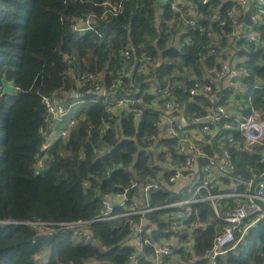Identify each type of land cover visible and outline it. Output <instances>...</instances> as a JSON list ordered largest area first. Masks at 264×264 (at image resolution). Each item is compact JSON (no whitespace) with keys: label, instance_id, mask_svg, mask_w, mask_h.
Listing matches in <instances>:
<instances>
[{"label":"trees","instance_id":"obj_1","mask_svg":"<svg viewBox=\"0 0 264 264\" xmlns=\"http://www.w3.org/2000/svg\"><path fill=\"white\" fill-rule=\"evenodd\" d=\"M107 3H122L121 11L103 17ZM243 9L235 0H0V264H129L133 255L137 264H154L155 248L170 245L172 237L180 246L158 255L159 264L206 262L203 253L225 223L209 200L188 204L190 216L174 226L185 207L162 206L182 198L163 184L140 203L139 189L185 165L188 154L180 147L188 131H195L192 140L201 150L194 156L198 167L228 151L235 175L264 180L262 152L244 147L234 115L216 120L212 136L199 135L204 124L191 122L217 105L264 115L263 43L241 44L240 89L206 80L229 58L223 53ZM88 16L92 28L76 31L74 23ZM259 33L263 40L264 30ZM141 62L147 70L138 72ZM89 74L98 77L86 80ZM2 78L16 87L14 93H1ZM95 83L104 87L103 96L93 95ZM195 83L210 84L216 99L190 94ZM154 87L179 103L172 115L188 122L181 134L165 135L157 125L164 96ZM49 96L63 103L74 123L47 146L52 121H46L42 97ZM113 98L131 101L117 106L109 103ZM78 100L80 107L71 111ZM220 184L215 192L230 181ZM123 192L127 199L113 207L114 214L137 205L156 209L93 221L103 216L105 196ZM241 200L218 199L219 214ZM76 221L85 222L88 239L67 226ZM138 224L144 230L133 235ZM248 229L218 264H264V224ZM240 236L235 233V240ZM144 239L149 243L139 248ZM45 249L48 260L38 263L35 255Z\"/></svg>","mask_w":264,"mask_h":264},{"label":"built area","instance_id":"obj_2","mask_svg":"<svg viewBox=\"0 0 264 264\" xmlns=\"http://www.w3.org/2000/svg\"><path fill=\"white\" fill-rule=\"evenodd\" d=\"M235 1L240 7H244L245 3L247 2V0ZM201 2L206 3L207 0H201ZM121 7L122 3H107V8L103 13V17H105L107 13L113 15L117 14L121 11ZM234 11L236 12V10ZM251 17L252 19L258 17L264 19V0H254ZM92 19L93 18L90 16L85 17L84 19H78L73 25L74 29L79 32L91 29ZM189 22L192 23V20H190ZM233 23L235 29L238 30H241L246 26L244 19H234ZM256 29V27H253V24L247 26L246 29H244L246 33H243L242 36H239V40L236 39L237 35H235L233 32L231 38L234 39V41L233 43H229V48L236 46L235 48H237V50L239 51L243 42H259L261 44H264V39L262 40V38L259 37ZM235 42H237L236 45ZM123 54L125 56H128V52L126 51L123 52ZM223 54L225 55V52ZM227 56L229 57L228 59H230V56ZM220 64L221 67L218 70L214 71L212 75H210L212 72H207L206 80L211 83V85H213V83H215L217 80L227 78V88L233 90L240 89L242 87L240 81L241 71L237 69L238 67L236 66V64L231 65L229 63H226L225 60H221ZM146 70L147 68L145 63L141 62L137 71L140 72ZM97 77L98 75L94 76L92 74H89L86 75V80L96 79ZM99 88L100 87L95 83L96 91ZM210 88V84L199 86L198 83H195L194 87L190 89L189 93L192 95L196 93L203 94L208 98L210 102H212L214 99H216V97L211 92L209 93ZM153 90L156 91L159 95L161 94L164 96V100L162 102L163 118L161 119V122L157 123V125H159L162 130H165V135H177L179 131L181 134V119L179 120L178 116L172 115L174 111L180 109L179 103L174 99L167 98L166 89L154 87ZM130 101V98H113L109 103L117 106H123L124 104H128ZM42 102L45 108L46 121H52L50 123L51 125L53 124V120L56 119V124L59 125V127H57L58 136H65L66 128L74 123L73 118H70L68 115L67 108H65L63 103L55 97H42ZM136 115H140V112H136ZM231 115H234L237 118V129L243 137L244 147L246 149H250L253 147L260 149L262 152V161L264 162V115L261 111L251 110L249 114L245 115L241 108H237V110L233 114L229 113L226 107L217 105L215 109L209 111L208 115L204 117H195L191 122H202L204 124L202 125L201 129H197L198 131H196L199 135L201 133H206L212 136L214 135V122L222 116L228 117ZM192 133L194 134L195 131H193ZM192 133L188 131V135L183 134L182 137L183 144L180 147V151L188 154L185 165L182 168H176L174 173L171 174L167 179L150 181L142 185V187L140 188L143 191L144 197L147 198V195L150 191L160 189L163 184L172 185L178 179H189L190 181H188L186 186L181 189H185L184 193H182V195L180 196L182 199L177 202L164 205L162 207H185V210L180 213V216L177 219H175L176 221H173V225L178 226L181 225L178 222L187 220L191 214L190 207L187 206L188 204L202 199L209 200L211 208L213 209L215 215L222 218L225 223L215 234L210 247L204 251L203 258L206 259V262L203 264H218L217 259L227 253L228 250L233 249L236 242L240 239L241 236L235 240V233L241 231L242 235L245 229L257 222H261L262 224H264V180L263 178L261 179V181L251 178L245 179L243 177L235 175V165L232 163L228 151H224L223 156L220 160H211L208 164L198 167V165L195 163L194 156L200 155L201 150L199 149L195 141L192 140ZM151 137L155 138L154 135H151ZM163 165L164 167H166V169H168V166L166 164H162V166ZM222 179L229 180L230 185L225 186L224 189L222 187L221 192H215L218 186L221 185L220 182ZM133 185H135V183H133ZM241 187H243L244 190H241ZM201 194L202 196L200 197ZM115 196H121L123 198L121 204L124 202V200L127 199L125 192ZM110 197L111 196H105L101 200V204L105 209L103 216L97 217L93 221L107 220L112 219L116 216L130 215L133 213H144L156 209V207H149L148 205H137L131 210L127 209L128 211L116 215L113 213L114 204L109 201ZM231 197H241L242 200L238 202L235 207L225 211L224 215L221 216L217 210V200L220 198ZM84 223L85 222L83 221H77L74 224L71 223L69 226L71 227L74 235L88 239L90 237V234L85 228ZM193 225L197 226V224L195 223ZM202 229H206L205 225H202ZM143 230V226L141 224H138L133 228L132 233L133 235H138ZM146 243L148 244L149 242L147 239H144L142 243H139V248L142 246V244ZM179 244L180 243L178 239H175L174 242L170 244L171 246L167 243L158 245L155 248V257L153 258L154 264H159L158 255L171 254L172 247H179ZM137 260L138 257L136 255H133L129 264H137Z\"/></svg>","mask_w":264,"mask_h":264},{"label":"crops","instance_id":"obj_3","mask_svg":"<svg viewBox=\"0 0 264 264\" xmlns=\"http://www.w3.org/2000/svg\"><path fill=\"white\" fill-rule=\"evenodd\" d=\"M162 3H164V1L162 0ZM254 19V18H253ZM253 27H256L257 29L256 30H258V35H261L260 33H259V30H261V29H263L264 30V19L263 18H255L254 19V23H253ZM243 33H246L245 31H244V28L243 29H241V30H238V29H235L234 30V34L235 35H237V40H239V36H242V34ZM264 35V34H263ZM233 41H234V39H232L231 37L229 38V43H233ZM236 43L237 42H235V45H236ZM241 43V42H240ZM236 46H234V47H231V48H228V49H225L224 50V52H225V55H229L230 56V59H226L225 60V62L226 63H229V64H231V65H234V64H237V63H239L240 61H241V58L238 56V53H237V48H235ZM8 83H10V82H8ZM215 83H219V87L220 86H222L223 88H227L228 87V79L227 78H223L222 80H217ZM11 84V83H10ZM217 87V86H216ZM232 103V102H231ZM228 108V109H227ZM238 108V107H237ZM237 108H234L233 110H231L230 109V107H226V109H227V111L229 112V113H234L236 110H237ZM69 109V108H68ZM181 124L182 125H186L187 124V121L182 117L181 118ZM54 125V126H53ZM57 127H59V125L58 124H51V125H49L48 126V130L50 131V130H54V129H56V130H58L57 129ZM164 166V165H163ZM162 166V167H163ZM165 170H166V168H165ZM188 181H190L189 179H178L174 184H172V185H167V188H171V190L175 193V194H178L179 196H181L182 195V193H184V190H181L183 187H185L186 186V184H187V182ZM178 190H181V192L180 191H178ZM139 194H140V198H139V200H140V203H142L143 202V199H144V194H143V191H142V189L140 188L139 189ZM113 197H117V198H113ZM118 197H121V196H111L110 197V199H109V201L112 203V204H114V206H117V205H119V204H121V202H122V200H123V198L121 199V198H119L118 199ZM113 206V207H114ZM180 216V213L179 214H177V215H175V218H178ZM176 238H174V237H172V238H170V244H172L173 242H174V240H175ZM137 242V239H135V238H131L130 240H129V243H131V244H135ZM167 244H168V242H167Z\"/></svg>","mask_w":264,"mask_h":264},{"label":"water","instance_id":"obj_4","mask_svg":"<svg viewBox=\"0 0 264 264\" xmlns=\"http://www.w3.org/2000/svg\"><path fill=\"white\" fill-rule=\"evenodd\" d=\"M253 3L254 0H247V2L244 5V9H243V19L245 22V27L244 29H246L247 26H250L254 23V20L252 19L251 15H252V11H253ZM16 91V87L10 83H8L4 78H2L1 80V93H14ZM93 95L95 96H103L104 95V87L101 86L97 91L92 92ZM73 96H76V93H73ZM57 120L54 119L53 120V124H56ZM113 198H117V197H113ZM122 197H118V199ZM250 228V227H248ZM245 229L243 234L241 235L240 239L236 242L235 244V248L238 247L245 238V234L248 232L249 229Z\"/></svg>","mask_w":264,"mask_h":264},{"label":"rangeland","instance_id":"obj_5","mask_svg":"<svg viewBox=\"0 0 264 264\" xmlns=\"http://www.w3.org/2000/svg\"><path fill=\"white\" fill-rule=\"evenodd\" d=\"M73 105V104H72ZM81 103L80 101H76L74 102V105L71 108L72 110L78 109L80 107ZM58 131L56 129L54 130H50L46 132V140L45 143L47 146L51 145L53 143V141L58 137ZM77 222V221H76ZM75 222H73L74 224ZM71 224V223H69ZM69 224H67V226H69ZM96 243V241L94 242ZM35 259L38 263H45L48 260V250L45 249L43 252H41L40 254H36L35 255Z\"/></svg>","mask_w":264,"mask_h":264}]
</instances>
